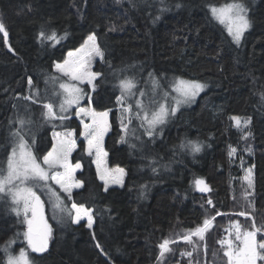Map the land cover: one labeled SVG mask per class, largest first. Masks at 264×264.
<instances>
[{"label": "trees", "instance_id": "1", "mask_svg": "<svg viewBox=\"0 0 264 264\" xmlns=\"http://www.w3.org/2000/svg\"><path fill=\"white\" fill-rule=\"evenodd\" d=\"M231 2L0 0V20L9 37L7 48L0 36V162L5 170L13 147L10 133L19 127L16 121L21 116L27 114L32 120V138L27 139L38 161L52 150L55 124L45 121L42 103H30L24 97L37 90L42 93L46 80L58 76L54 62L62 63L95 34L105 58L93 68L101 76L94 81L95 90H87L84 107L110 113L111 132L105 142L108 164L126 173L122 189L105 191L85 155L77 121L68 122L67 128L76 130L74 150L79 148L81 153L77 180L82 188L73 192L72 200L66 199V205L71 209L75 202L90 208L93 228L72 224L67 213L60 221L49 212L51 244L46 253L32 255L22 220L13 213L9 200L0 199V264H5L8 251L17 255L21 249L32 264H210V260L225 264L218 241L235 221L245 219L239 221L244 230H252L255 224L262 229L257 241L264 237V0H242L252 27L239 46L210 11L212 6ZM42 29L49 35L55 30L63 38L54 45L48 40L42 43ZM149 73L168 97L176 78L197 80L207 87L192 107L168 118L153 137L141 131L136 141L121 143V106L116 102L119 80L134 77L140 89L152 92ZM152 109L149 106V112ZM232 116L250 121L247 139H242L244 133L235 127ZM137 120L129 127H137ZM188 141L198 142L202 150L193 153ZM182 143L186 146L181 147ZM231 148L237 151L230 158ZM72 162L76 164L74 158ZM249 168L253 193L246 199L245 193H250L243 180ZM198 178L211 191H196ZM241 211L248 215L239 216ZM212 217L213 229L200 244L205 255L199 256L183 245L182 237ZM165 239L170 241V251L158 260V245ZM195 240L192 237V244H199ZM9 241L13 243L5 251Z\"/></svg>", "mask_w": 264, "mask_h": 264}, {"label": "snow or ice", "instance_id": "2", "mask_svg": "<svg viewBox=\"0 0 264 264\" xmlns=\"http://www.w3.org/2000/svg\"><path fill=\"white\" fill-rule=\"evenodd\" d=\"M117 2L119 3V0H117ZM161 3H163V0H161ZM180 6V4L176 5V7ZM166 10V8L161 9V11ZM210 11L215 19L226 26L228 34L232 37V41L239 46L245 33L252 27V20L249 16L247 5L242 2V0H233V2L227 3L219 8L212 6ZM156 19H159V17H156ZM111 30L114 31L115 29L113 28ZM0 33L4 34L5 44H7L8 33L2 20H0ZM39 35L42 43L44 40H48L53 42V45L59 43L60 39L63 38L58 36L55 30L49 35L42 29ZM66 35L65 33V36ZM96 39L95 34H90L85 43L76 50V53L80 54L76 59H73L76 54L69 52L68 59H65L62 63L54 62L55 71L62 74V76L69 77L71 81H79L81 83L86 81L87 84L91 85L93 90H95V84L93 82L97 77L101 76V73L90 70L91 61L93 57H99L101 60L105 58V53L96 43ZM89 43H91L90 48L88 47ZM149 78L152 84V93H154L155 96H160L162 86L159 80L151 73H149ZM60 79V77L52 76L46 80V83L55 85ZM28 83L30 86L33 85L31 78ZM118 86L120 88V95L116 97V102L121 106V128L124 132V135L120 138L121 143H127V136L130 131L134 134L135 130L129 127L134 118L140 120L141 127H144L145 133L149 137H153L159 125H163L170 115H175L181 105L193 102L207 87L206 84L197 80L176 78L172 87V91L176 93V96L172 97L174 103L168 105L166 103H158L155 100V96H150L148 91L140 89L134 77H123L119 80ZM59 89L62 91L56 92L55 89H53V96L60 97L58 111L55 110V100L49 98L47 95L41 97L38 90L35 94H30L24 97V99L31 100L32 103L48 100V102L42 104L45 110L42 113L45 121L53 122L59 120L62 123L64 120L68 119V115L66 114L69 108L72 105H78L79 101L83 98V90L75 84L65 82H59ZM137 92L139 93V98L136 99V111L135 116H133V107L129 103V99L135 97ZM145 96L148 97L149 105L158 104L156 108L151 110L150 114L149 105H146L143 99ZM162 99L165 101L168 99L167 92H163ZM80 113L88 114L92 118V123L90 125L85 124V131L82 132L81 135H83L87 141L89 155L92 154L93 150L96 152L97 171L100 175V179L104 181L105 190H108L110 182L122 186L124 177L123 168L118 167L111 170L105 168L104 171L101 172L102 157L107 155V153L103 151L101 141L109 128L107 121L108 112L97 113L91 109L81 108L77 112V115H80ZM141 113H144V115L141 116ZM125 114H127V123L124 122ZM231 120L234 122L235 127L240 130L247 128L250 124L249 120H244L242 123L241 118L238 116H232ZM16 123L19 127L15 128V130L10 133L13 147L11 153L7 157L6 170L3 163L0 162V193L12 198L13 204L15 205L12 210L16 212L17 216L21 214V211L23 212L24 220L28 226L24 236L31 252L44 253L48 249L51 228L47 223L43 222V205L35 189L47 188L50 193V199L53 201V208L60 213L57 217L60 221L64 219V213H67L71 218L72 224H79V222L86 217L87 227L91 229L94 222L93 212L90 208L84 205H78L75 202L72 203L71 209H68L57 193L49 187V181L59 185V188L67 194L68 200L73 199L74 188L82 187L81 181L73 178L75 170L81 167L80 163H76L73 166L68 160V157L76 145L75 140L71 139L73 133L66 132L63 136H61L59 132L53 133L55 143L53 144L52 150L48 151L47 154L43 156V165H46V167H44L38 162L39 158L34 155L31 144L27 139L31 131L27 126L32 123V120L27 118L26 114L25 116L19 117ZM248 135V133H245L242 139H247ZM32 143H35L34 134ZM185 146L184 143L181 144V147ZM187 146L190 147L193 153H199L202 150V145L198 142L188 141ZM131 147H135V145H131ZM236 151L235 148H231L229 157H233ZM58 169H63V171L61 172ZM152 170L154 172L156 171L154 167ZM245 179L247 180L248 188H252L251 168L247 170ZM195 186L201 193L211 191L202 178L195 180ZM141 195H143V193H141ZM0 199H3V197L0 196ZM207 203L212 205L213 201L209 199ZM29 211L31 212V218L28 217ZM73 211L75 213L74 216L72 215ZM216 215L220 216L221 213L217 211ZM238 215L247 216L248 213L241 211ZM214 219L215 217L204 219L201 226L196 227L194 230H190L182 239L189 243L192 242V237H198L200 240H204L205 233L212 227ZM38 220L41 225L39 228L36 227ZM232 227L235 229V238L240 241V244L234 245L232 240L227 238L218 241L221 246L227 245L223 252V255L227 258V264H258V261L264 262V237H262L260 241H257V233L262 229L256 227L255 224H253L252 230L241 231L239 223L233 224ZM93 238L95 239V236H93ZM11 243H13V241L8 242V245L5 246V251H7ZM169 244L170 241L165 239L158 245L160 249L158 260L163 258L166 252L170 251ZM96 246L97 248L101 247L99 243H97ZM182 255H184V253H182ZM187 255L191 256L192 253L189 252ZM7 264H32V261L28 253L24 249H21L18 256L9 255Z\"/></svg>", "mask_w": 264, "mask_h": 264}, {"label": "rangeland", "instance_id": "3", "mask_svg": "<svg viewBox=\"0 0 264 264\" xmlns=\"http://www.w3.org/2000/svg\"><path fill=\"white\" fill-rule=\"evenodd\" d=\"M212 16H213V15H212ZM213 18H214V17H213ZM214 19H215V18H214ZM215 21H216L220 26H222V27L225 29V31L227 32V34H228V31H227L226 26H225L224 24H221L217 19H215ZM228 35H229V34H228ZM229 36H230V35H229ZM230 37H231V36H230ZM231 38H232V37H231ZM88 47H89V48L91 47V43H89ZM74 54H76V55H74L73 59H76V58L80 55V54H77L76 52H75ZM68 58H69V57H67V59H68ZM97 62H101V59H100L99 57H93V58H92V61H91V66H90V70H91V71H93V68H94V66H95V64H96ZM56 73H57V72H56ZM57 75H58L57 77H60V78H61L59 82H65V83L75 84L77 87H79V88H81V89L83 90V93H82L83 98L79 101V104H78V105H72V106L69 108L68 113L66 114V115H68V119L64 120L62 123H61L59 120L53 121V123H54L55 126H56L54 132H59V133H61V136H63V134L66 133V132H72L73 135H72L71 139L75 140V142H76V130H75V129H68V128H67V123L70 122V121H72V120L77 121V123H78V125H79V127H80V131H81V133L85 131V124L90 125V124L92 123V118H91L90 115L85 114V113H80V115H77V112H78L79 109H81V108H84V109H91V108H86V107H84V105H85L86 101L88 100V96H89L87 90L92 91V86L89 85V84H87L86 81L83 82V83H81V82H79V81H71V80L69 79V77L62 76V74H60V73H57ZM59 82L56 83L55 85H53L52 83H46L45 88H44V90L42 91V93H39L41 97L47 95L49 98L54 99V100H55V110H57V111H58V109H59L60 97H55V96H53V89H55L56 92H61V91H62V90L59 89ZM93 83H94V82H93ZM204 91H205V89H204ZM204 91H202V92H201V93L195 98V100H194L193 102L188 103V104H183V105H181L180 108H179V110L177 111V113L180 112V111H182V110H186V109H189L190 107H192L193 104L196 102V100H197V99H198V98L204 93ZM173 93H174V94H173ZM34 94H35V93H34ZM148 94H149L150 96H155L154 93L149 92V91H148ZM162 94H163V91L161 92V95H160V96H155V100H156L158 103H166V104H168V105H171V104L174 103V101L172 100V97H175V96H176V93H175V92L172 91V95H170L166 101H165L164 99H162ZM137 98H139V93H138V92H137V95H136L135 97H131V98L129 99V103L132 105L133 109H135V104H136V99H137ZM143 99H144L145 104H146V105H149L148 97L145 96ZM29 102L32 103L31 101H29ZM45 102H48V100H42V101H40V103H42V104L45 103ZM35 104H36V103H35ZM149 106H152V108H155V107L158 106V104H150ZM150 112H151V111H150ZM150 112H149V114H150ZM177 113H176V114H177ZM21 114H24V113H21ZM143 114H144V113H141V115H143ZM176 114H175V115H176ZM24 115H25V114H24ZM28 115L30 116L31 113H29ZM175 115H170L168 118H171V117H173V116H175ZM30 117H31V116H30ZM168 118H167V120H168ZM167 120H166V121H167ZM107 121H108L109 128H108V131L104 134V136H103V140L101 141V146H102L103 151H104L105 153H106V151H105V142H106V139H107V137L110 135V132H111V127H110V113H109V112H108ZM241 122L243 123V121H241ZM133 123H135V120H134ZM137 124H138L137 127L134 126V125H132V127H131V129H134V130H135L134 134H133V132H131V131L128 133L127 140H130V142H134V141H136V139H137L138 137H140V136L142 135V133H145L144 128L141 127V125H139V120H137ZM165 124H166V122H165L163 125H159L157 128L162 127V126H164ZM145 126H146V125H145ZM248 127H249V125H248ZM248 127H247V128H243L242 130L239 129V131H241V132H243V133L245 134V133L248 131ZM28 128H30V125L28 126ZM30 129H31V128H30ZM141 131H143V132L141 133ZM122 132H123V131H122ZM123 134H124V132H123ZM28 138H29V139L32 138V132H31V131H30V134H29ZM80 141L83 142V144H84V146H85V155L91 159L92 164H93V166H94V168H95V171H96V174H97L98 181L103 185L104 190H105L104 181L100 179V175L98 174V171H97V163H96V161H97V155H96L95 150H93L92 154L89 155V153H88V144H87V141L85 140V138H84L83 135H81V139H80ZM28 142H29V141H28ZM52 142H53V144L55 143V138H54L53 135H52ZM76 146H77V143H76V145H75V148H76ZM75 148H74V149H75ZM74 149H73V151L71 152L70 156L68 157L69 163L72 164L73 166L75 165V163L72 162V161H73V158H74V160L76 161V163H78V162H79V159L81 158V153H80V151H79V148H77L76 150H74ZM38 162H39V161H38ZM39 163H41L42 166L46 167V165H43V160H41V162H39ZM80 165H81V164H80ZM105 168H107V169H109V170H111V169H115V168H111V167L109 166V164H108V156H107V155L102 157L101 172H103ZM58 170L61 171V172L63 171V169H58ZM81 171H82V166H81L79 169H76V170H75V172L73 173V178H74L75 180H77V175H78L79 173H81ZM246 176H247V175H246ZM125 177H126V173H125V171H124L123 185H124ZM252 180H253V179H252ZM243 183H244L245 187L247 188V190H248L249 193H250V196H247V194L245 193L244 198H246V199H247V198L251 199V198H252V193H253V187H252V188H248V186H247V180H246L245 178H244V180H243ZM123 185L121 186V185H118V184H112V183L110 182V183H109L108 190H111V189H122V188H123ZM49 187H51L52 190L55 191V192L57 193V195L61 198V200H62V201L64 202V204L66 205L67 194L64 193V192L59 188V185H56L55 183L49 181ZM81 188H82V187H81ZM81 188H74V189H73V192H75V191H79ZM35 190H36V192H37V195L40 196V199H41V202H42V205H43V209H42L43 222H44V223H47V225L51 228L50 224L48 223L47 213L50 212V213H52L53 215H55V216H57V217L60 215V213H59L57 210H55V209L53 208V201L50 199V193L48 192L47 188H37V189H35ZM108 190H107V191H108ZM195 190L198 191V190L196 189V187H195ZM105 191H106V190H105ZM198 192H199V191H198ZM199 193H201V192H199ZM0 196H2L3 199H5V200H9V201L12 203L13 208L15 207V205L13 204L12 198H11L10 196H7V195L2 194V193H0ZM249 201H250V200H249ZM249 201H248V203H249V206L251 207L250 209H252V208H253V205H252L253 203H252V202H249ZM66 207H67V205H66ZM21 209H22V205H21ZM13 213L15 214L16 217H18L19 219L22 220V223H23V225H24V227H25V232H26L28 226H27V223H26L25 220H24V214H23V212L21 211V214H20L19 216H17V214H16L15 211H13ZM72 214H73V216L75 215L74 211H73ZM65 215H66V214L64 213L63 216H65ZM28 217L31 218V212H30V211H29V213H28ZM244 218H245V217H244ZM244 220H245V219H243V218H240V219H239V221H244ZM239 221H235L233 224H235V223H239ZM82 223H85V224L87 225V218H86V217L83 218V219L79 222V224H82ZM79 224H75V225H79ZM233 224H231V225L225 230V236H224L223 239H226V238H227V239H231L234 245H239V244H240V241L236 240V238H235V229L232 227ZM239 224H240V223H239ZM40 226H41V225H40V222H39V220H38V221H37V225H36V227L39 228ZM240 226H241V224H240ZM92 228H93V226H92ZM92 228L89 229V228L87 227V229L90 230V231L92 230ZM212 229H213V224H212V227L208 230V232H209L210 230H212ZM243 230H244V229L241 227V231H243ZM208 232H206L205 235H206ZM52 238H53V231H52V228H51V235H50V238H49V240H48V248H49V246H50V244H51ZM194 238H195L197 241H199V244H198V243H194V244H192L193 242H191V243H189V242H185V243H183V245H186L189 251H190V249H191V247H192V248L195 250L194 253H196V254L199 255V256H201V255L203 256V254L205 255V250H204V248H203V245H200L201 243H203L204 240H200L198 237H194ZM196 240H195V241H196ZM25 241H26V245H27L28 253H29V254H32V255H42V254L46 253L47 250H48V249H47L44 253H33V252H31V249L28 247V244H27V240H26V239H25ZM220 247H222L223 252H224V250L226 249L227 245L221 246V244H220ZM166 254H167V252H166ZM9 255H12V256H18L19 254L14 255V254H12L11 252L8 251V252H7V255H6V261H5V264H7V261H8V257H9ZM199 256H198V257H199ZM224 257H225V256H224ZM225 259H226L225 264H227V258L225 257ZM210 264H214V262H213L212 260H210ZM258 264H259V261H258Z\"/></svg>", "mask_w": 264, "mask_h": 264}, {"label": "water", "instance_id": "4", "mask_svg": "<svg viewBox=\"0 0 264 264\" xmlns=\"http://www.w3.org/2000/svg\"><path fill=\"white\" fill-rule=\"evenodd\" d=\"M0 36L4 39V44H5V37L3 33H0ZM7 41H9V37L7 36ZM5 46L8 48V42L5 44Z\"/></svg>", "mask_w": 264, "mask_h": 264}, {"label": "bare ground", "instance_id": "5", "mask_svg": "<svg viewBox=\"0 0 264 264\" xmlns=\"http://www.w3.org/2000/svg\"><path fill=\"white\" fill-rule=\"evenodd\" d=\"M4 40V39H3Z\"/></svg>", "mask_w": 264, "mask_h": 264}]
</instances>
